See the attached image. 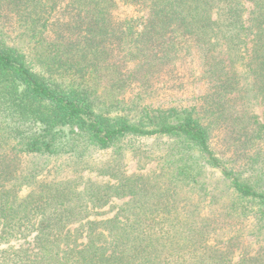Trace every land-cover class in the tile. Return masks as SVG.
Returning <instances> with one entry per match:
<instances>
[{
  "label": "trees",
  "instance_id": "trees-1",
  "mask_svg": "<svg viewBox=\"0 0 264 264\" xmlns=\"http://www.w3.org/2000/svg\"><path fill=\"white\" fill-rule=\"evenodd\" d=\"M249 3L0 0V264H264V244L255 248L264 241V0ZM120 5L146 16L116 19ZM197 60L206 85L198 107L142 106L157 81L183 87L180 68ZM132 87L144 90L122 114ZM221 130L228 137L217 148ZM127 134L177 138L165 188L179 182L211 204L228 194L223 216L187 199L142 197L135 210L124 203L127 215L89 219L107 194L84 200L18 168L24 156L77 154L82 138L106 149ZM210 169L225 187L205 194ZM117 182L116 196L127 197L132 184ZM138 186L142 196L147 185ZM242 218L253 220L254 241L230 230Z\"/></svg>",
  "mask_w": 264,
  "mask_h": 264
},
{
  "label": "rangeland",
  "instance_id": "rangeland-1",
  "mask_svg": "<svg viewBox=\"0 0 264 264\" xmlns=\"http://www.w3.org/2000/svg\"><path fill=\"white\" fill-rule=\"evenodd\" d=\"M247 7L250 6L249 0H245ZM116 19L124 20L133 17L146 16L145 12H140L135 7H128L120 5L114 12ZM9 33L11 37L16 36L14 29H10ZM140 30V29H139ZM201 62V61H200ZM200 62H194L192 66L190 64H185L180 68L179 72L181 74H187L189 77L185 79L184 86L180 87L174 85V83H160L154 84L152 87L148 88V91L144 94V102L142 106H149L151 109L163 108V109H185L198 107L200 104V97L205 94L206 85L205 79L202 77V69L200 67ZM190 66V67H189ZM144 90L143 88H131L130 91L122 94V98H125V103L122 105V114H125V109L127 110L129 104L127 101H131L136 94ZM134 112L129 113L131 115ZM261 113L259 115L261 116ZM121 114L115 110H111V117ZM133 117V114H132ZM138 119V116L131 118L132 122ZM262 120V118H261ZM136 122V121H135ZM228 135L222 133V130L217 134L214 141L215 147L217 148L223 144ZM178 140L175 137L170 136H154V137H144L127 134L120 138L115 139L112 144L106 149H98L87 142L86 139L82 138L78 143H76L78 150L77 154H58L56 156H39L31 155L24 156L19 159L18 168L23 170H33L38 171V183L40 187L59 183L63 184L69 188L71 194L84 193V200L89 199L90 195L96 191L107 194L105 202L102 206L97 208L89 219L107 220L113 218L117 215L120 210H123L121 216L127 215L128 212L125 210L129 207L124 206V203L132 200L130 202L132 210H135L136 204L140 203V198H145L149 202H154L159 199L169 198L171 202L177 200L180 205L186 200H190L194 205L199 204L201 207H208L209 210L212 209L216 216L222 217L225 208L229 206L231 201V196L219 193V199L214 201L213 204L209 202L210 198H201L199 192L194 193L189 190L187 186H182L175 184L174 189L165 188L168 185L167 174L172 165L170 162H176L179 157L180 149ZM82 149H85V153H82ZM7 154L13 156V152L8 151ZM80 156V157H79ZM43 169V170H42ZM42 170V171H41ZM168 172V173H167ZM207 185L208 191L205 194H210L215 190L219 192L224 189L225 183L221 180V175L215 170H208ZM139 179V183L133 184L132 179ZM129 180V184H132V188L129 190H124V196H116L118 180ZM132 181V183H130ZM146 184L147 191L144 194L138 193L133 195L135 188L140 187L139 184ZM127 184V183H126ZM31 186V185H30ZM23 187L19 192L20 196L25 195L32 189L30 187ZM72 190V191H71ZM168 192V195L165 194ZM226 191V190H225ZM149 192V193H147ZM175 192V193H174ZM147 195V196H146ZM69 198V197H68ZM71 199V198H69ZM177 203V204H178ZM189 202V207L193 208V205ZM179 205V204H178ZM251 210L255 211V207L251 206ZM207 208V209H208ZM194 214H197L195 210H192ZM91 212V211H90ZM242 225H236L230 230H241L242 234L246 237L247 241H254L255 237L251 235L255 233L253 227V220L250 218H242ZM251 233V234H249ZM31 240V239H29ZM24 242V241H23ZM15 245L19 247L21 243ZM0 244V250L7 245ZM264 244L263 242H258L255 245L257 248L259 245ZM261 247V246H260ZM5 248V247H4ZM244 250V249H243Z\"/></svg>",
  "mask_w": 264,
  "mask_h": 264
}]
</instances>
